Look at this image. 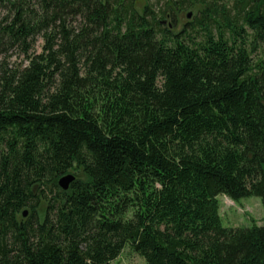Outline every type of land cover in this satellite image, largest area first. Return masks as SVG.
<instances>
[{
    "label": "trees",
    "instance_id": "obj_1",
    "mask_svg": "<svg viewBox=\"0 0 264 264\" xmlns=\"http://www.w3.org/2000/svg\"><path fill=\"white\" fill-rule=\"evenodd\" d=\"M234 1L195 36L137 0H0V264H264L218 200L264 206V0Z\"/></svg>",
    "mask_w": 264,
    "mask_h": 264
},
{
    "label": "rangeland",
    "instance_id": "obj_2",
    "mask_svg": "<svg viewBox=\"0 0 264 264\" xmlns=\"http://www.w3.org/2000/svg\"><path fill=\"white\" fill-rule=\"evenodd\" d=\"M173 0H137V8L141 11L143 7L149 3L152 5L153 9L156 10L160 16L165 12L170 15L166 16L164 19L165 25L170 29L178 32L185 28H189L193 24L192 34L199 36L202 32L199 27V18L202 16L201 10L203 2L202 0H184L183 6L181 8L176 7L173 11ZM177 1V0H175ZM180 1V0H179ZM214 1L222 5H227L231 9L232 13L236 12L235 1L234 0H207ZM172 6V7H171ZM164 12V13H163ZM189 14H191L189 16ZM248 48L252 50L251 57L254 61H257L263 56L262 47L257 48L251 44L252 37L247 35ZM42 51V40L39 39L35 44L34 48L31 50L32 53H39ZM1 60H5L11 67L24 66L28 64V57L20 53L18 50L9 52L6 57ZM73 174V173H72ZM52 190V192H51ZM48 197L55 196L56 188L49 185V189L46 192ZM220 202V215L222 218V225L224 227H252L255 224L258 226L264 225V206L262 204L261 198L259 196H249L244 197L238 201H235L224 194L218 196ZM44 208V207H43ZM42 208V210H43ZM42 212V211H41ZM24 219L27 217L20 216ZM113 264H148L144 257L139 255L133 250L130 244L126 245L120 256L113 261Z\"/></svg>",
    "mask_w": 264,
    "mask_h": 264
},
{
    "label": "water",
    "instance_id": "obj_3",
    "mask_svg": "<svg viewBox=\"0 0 264 264\" xmlns=\"http://www.w3.org/2000/svg\"><path fill=\"white\" fill-rule=\"evenodd\" d=\"M190 15L191 14H189V16ZM75 180H76V176L72 173H68L59 178L58 185L62 190L68 191ZM28 214L29 211L27 209L24 210L23 217H27Z\"/></svg>",
    "mask_w": 264,
    "mask_h": 264
}]
</instances>
